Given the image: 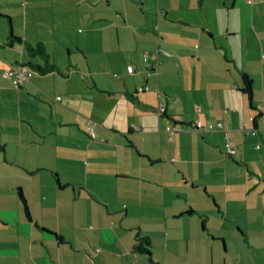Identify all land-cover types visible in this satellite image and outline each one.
Wrapping results in <instances>:
<instances>
[{"label":"crops","instance_id":"0c3cea01","mask_svg":"<svg viewBox=\"0 0 264 264\" xmlns=\"http://www.w3.org/2000/svg\"><path fill=\"white\" fill-rule=\"evenodd\" d=\"M22 1L0 33L3 70L33 71L0 69V264H264V0Z\"/></svg>","mask_w":264,"mask_h":264},{"label":"rangeland","instance_id":"374dc122","mask_svg":"<svg viewBox=\"0 0 264 264\" xmlns=\"http://www.w3.org/2000/svg\"><path fill=\"white\" fill-rule=\"evenodd\" d=\"M23 1L22 0H0V33L3 34L5 33L11 24V30H13V32H22L23 28L25 26V21L23 18V9L25 8L23 6ZM26 9V8H25ZM35 11L39 14L37 17V19L35 18H31L27 12V21H26V27L28 31H32V21L37 22L36 24H40V25H47L48 24V19H43L41 17V13L40 9L38 7L34 8ZM47 10V9H46ZM8 17H10V23H9V19ZM63 19L60 18H56L55 22L59 23L62 22ZM75 28H80V29H84V25L80 24V23H76L75 24ZM35 35H37L38 37L41 38H45V36L43 35V30L38 28L35 29ZM16 34V33H15ZM17 45L15 46L16 48H19V44L16 43ZM2 50V49H0ZM63 53V52H62ZM0 61L3 62V58H0ZM0 69H1V75H3V69L2 65L0 63ZM10 79V78H9ZM6 96V95H5ZM2 100L3 104L5 105V107H7L8 109H12L14 106L13 104H15L14 100H12L11 98L6 99L5 97H2L0 95V101Z\"/></svg>","mask_w":264,"mask_h":264},{"label":"built area","instance_id":"2783aa9c","mask_svg":"<svg viewBox=\"0 0 264 264\" xmlns=\"http://www.w3.org/2000/svg\"><path fill=\"white\" fill-rule=\"evenodd\" d=\"M157 52H163L164 54L167 55V52L164 51L163 49H158ZM147 59V55H144V60ZM127 71L129 73L133 72V67L132 65H128L126 67ZM33 75V71L30 69H27L26 67H24L22 64H15V65H9L7 67V69L3 70V76L8 77L11 79L12 85L14 87H20L21 85H23L26 82H29L31 77ZM142 88H139V90H141ZM59 99V98H57ZM160 111L163 110L162 106L159 108ZM264 119V116H263ZM194 129H196L197 131H211V130H223L222 124L221 123H216V124H206L203 125L201 121L196 120L193 125ZM165 130L168 132V137L169 139L171 138L173 132L176 131H182L183 129L181 127H170V126H166ZM242 130L246 133V134H250V135H255L256 131L253 128H248V127H243ZM225 134H227V131L224 129ZM91 136H94L93 133H90ZM259 145L256 146V148H258ZM224 153L229 156L233 153V149L231 148L230 144L228 141L224 142Z\"/></svg>","mask_w":264,"mask_h":264},{"label":"trees","instance_id":"16d2710c","mask_svg":"<svg viewBox=\"0 0 264 264\" xmlns=\"http://www.w3.org/2000/svg\"><path fill=\"white\" fill-rule=\"evenodd\" d=\"M11 37L14 38L15 40H20L19 38L15 37L13 35H11ZM26 50H27V53H28L29 56H37L38 55V56H40L42 58H46L48 60V56L43 51L42 45L40 43H38L35 46L27 45L26 46ZM28 65L32 66L33 68L37 67L41 71H44L45 68H47V69L51 68L52 69L54 67L53 65H51L50 67H48V65H45L44 67H41L40 65H35V64L32 65L30 62L28 63ZM242 83H243V86L240 88V90L245 95H247V97L250 99L251 96H252L251 81L247 77V75H245V74L242 75ZM158 111L160 112V114L163 113V111H160V110H158ZM263 116H264V114L261 113V117L262 118H263ZM166 126H169V125H166ZM222 127H223V125H222ZM254 129H255V127H254ZM220 130H222V129H220ZM223 131H224V128H223ZM165 132L167 133V136H168V132L166 130H165ZM18 195H19V200L21 201V204L23 206L24 215H25L26 219L30 221L31 220L30 212L28 210L26 201H25V199H24V197H23V195H22L20 190H19V194ZM133 249L136 252L146 254L149 257V259L151 260V258H152L151 257V250H150L151 249V244L149 242L148 237H142V238L138 239V241L135 244Z\"/></svg>","mask_w":264,"mask_h":264}]
</instances>
